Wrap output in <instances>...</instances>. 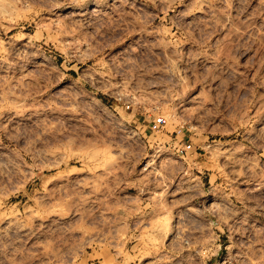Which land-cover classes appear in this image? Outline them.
<instances>
[{
    "label": "rangeland",
    "instance_id": "1",
    "mask_svg": "<svg viewBox=\"0 0 264 264\" xmlns=\"http://www.w3.org/2000/svg\"><path fill=\"white\" fill-rule=\"evenodd\" d=\"M0 264H264V0H0Z\"/></svg>",
    "mask_w": 264,
    "mask_h": 264
}]
</instances>
